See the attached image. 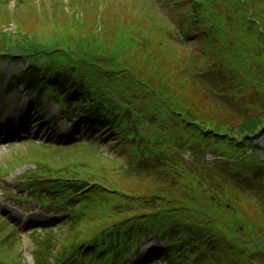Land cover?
Wrapping results in <instances>:
<instances>
[{"label":"rangeland","instance_id":"1","mask_svg":"<svg viewBox=\"0 0 264 264\" xmlns=\"http://www.w3.org/2000/svg\"><path fill=\"white\" fill-rule=\"evenodd\" d=\"M62 0H30L28 4L18 5L14 1L5 8L0 9V28L9 26V29L15 27L26 33H35L39 37L44 38L46 36H56L60 39L59 34L66 30V33L72 35L73 33H87L93 28H97L96 31H101L107 34L108 39L116 34V29L119 23H122L127 30H131L132 27H143L151 33L152 28H156L155 41L158 42L151 46L149 51L140 50L138 55L136 54L133 61L140 63L144 69V73L153 77L156 81L165 79V85H161V90L158 91L152 81H144L153 86L159 93L162 99H165L164 94L172 95L176 98V95L183 100L194 98L195 90L194 85L188 83V78L182 73H178V63L180 58L187 53V49L178 48L162 31L159 27L165 25L160 15L154 11L147 3L146 0H82L76 2L75 0H63V4L59 3ZM232 8L230 9L229 18L230 23L237 22L247 11H251L250 4L247 0L241 2L240 0H232ZM73 22V23H72ZM77 24V25H75ZM241 28V27H239ZM7 28V30H9ZM18 30V31H19ZM159 30V31H158ZM111 41V40H110ZM249 44L252 48H255V41L253 37L250 38ZM184 49V50H183ZM249 56L250 54H246ZM235 74L239 78H251L253 73L251 70L241 68L237 66L235 68ZM163 78V79H162ZM252 79V78H251ZM150 81V82H149ZM257 82V87L252 90L247 89L245 95L252 96L257 104L264 109V77H259L255 80H251L250 84ZM198 89V88H197ZM199 101L201 102L200 98ZM189 103V102H188ZM205 104V102H202ZM212 108L205 109L201 104L196 103L197 109L204 111L210 122L218 121L216 128L218 130H225L231 133H236L233 129L237 126H229L227 123L236 124L238 120L233 117L222 114L217 108H214L212 103H209ZM204 117V115H203ZM222 125V126H220ZM95 169L104 170L105 174L111 176L118 184L127 185L128 188H132L136 192L148 193L152 187L147 181L138 182V186L129 180H119L111 174L106 166L99 164L96 161L98 159H91ZM102 172V171H100ZM113 175V176H112ZM127 181V182H125ZM131 182V183H129ZM182 189H176L172 199L179 197ZM236 193H232V198L228 201L223 198L214 201V197H206L203 200V208L211 205L212 213L210 215L223 216L234 226L230 231L223 228L220 224L211 226L221 232L218 236L220 239L219 249L228 257L231 264H250V259L247 256L248 252L243 241V234H248L252 237H260L264 239V236H257L253 232V228L259 231L256 227L264 233V217L259 214L254 208H252L244 199L237 197V201L242 207H244L249 216L254 220L256 227H247L244 218L240 215L234 220L232 214L233 211L228 208V202L233 204L237 209V202L235 200ZM237 203V204H236ZM173 205V204H172ZM240 213V210H236ZM201 231L206 235H212L209 233L207 226L201 224ZM253 226V225H252ZM260 232V231H259ZM13 254L12 250H4L0 246V259L3 256Z\"/></svg>","mask_w":264,"mask_h":264},{"label":"trees","instance_id":"2","mask_svg":"<svg viewBox=\"0 0 264 264\" xmlns=\"http://www.w3.org/2000/svg\"><path fill=\"white\" fill-rule=\"evenodd\" d=\"M191 6L193 9H196L197 4L195 2L191 3ZM255 16L252 17H246V21L248 24H250V27H254L256 29L255 34L258 38H260L261 41H264V0H259L258 8L257 4L254 10ZM184 72V71H183ZM185 73V72H184ZM264 120H260L257 117L255 118H249L246 121L242 122L238 126V134L240 138H242V141H239V146L244 145V143L247 141L248 136L254 135L255 132H257L259 129L263 127ZM215 128L214 126H212ZM260 202L262 200L259 199ZM256 207L261 209V213H264V205L261 203H256ZM263 211V212H262Z\"/></svg>","mask_w":264,"mask_h":264}]
</instances>
